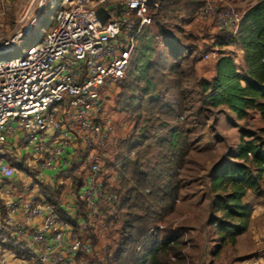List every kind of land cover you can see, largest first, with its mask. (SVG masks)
<instances>
[{
    "label": "built area",
    "instance_id": "1",
    "mask_svg": "<svg viewBox=\"0 0 264 264\" xmlns=\"http://www.w3.org/2000/svg\"><path fill=\"white\" fill-rule=\"evenodd\" d=\"M163 2L39 0L13 32L0 33V57L10 55L44 6L58 10L41 42L0 60V238L37 264H106L118 247L119 145L102 91L124 79ZM194 17L210 20L215 44L240 35L242 16L229 0H202ZM17 155L27 169L12 164ZM41 183L61 190V206L41 195ZM164 227L157 223L148 233Z\"/></svg>",
    "mask_w": 264,
    "mask_h": 264
},
{
    "label": "rangeland",
    "instance_id": "2",
    "mask_svg": "<svg viewBox=\"0 0 264 264\" xmlns=\"http://www.w3.org/2000/svg\"><path fill=\"white\" fill-rule=\"evenodd\" d=\"M36 1L0 0V33L8 35L13 32L25 7H30L29 12L33 13ZM190 1L191 7L183 14L173 12L168 19L154 16L151 23V29L155 31L154 40H148L145 36L139 42L124 79L117 87L104 89L102 97L106 98L111 91L114 92L107 105L114 114L115 142L120 147L118 153L131 160L142 156V170L153 183L148 188L155 192V197L150 198V210L155 212L148 215L154 221L151 226L162 223L167 229L181 228L179 247L170 253V264H264V254L258 257L259 252H264V249L260 251L264 248V188L260 196L250 190L243 198L245 202L252 203L253 208L249 225L240 234L241 238L237 237L234 244L227 240L214 255L219 234L209 223L214 214L215 193L211 189L213 170L224 161L234 160L231 152L236 149L243 132L253 134L264 143V117L258 111H250L248 118L238 119L226 107H209L202 103L200 83L214 74L218 49L230 52L238 65L241 57L236 56V49H239L236 45L215 44L218 32L213 24L194 18V11L202 0ZM229 1L241 16L253 2ZM171 7H175V4ZM57 12V9L44 6L32 23L30 35L17 41L14 52L1 56L0 60L22 57L29 46L41 42L55 28ZM200 28L209 32L199 35ZM144 31L150 33L147 27H144ZM191 42L199 45V53L194 57L193 45L187 46ZM143 45L151 46L148 51H143ZM204 53H210L209 61L202 60ZM154 96L157 101L151 103L150 99ZM122 124L125 131L120 136ZM172 133L177 136L174 146L170 143ZM246 139L250 137L246 136ZM129 147L131 151L128 152ZM10 159L17 163L15 166L18 169L25 166L19 155ZM172 172L177 173L174 178L178 190L177 201L186 202L178 210L176 201L174 210L162 215L159 199L163 196V190L166 191ZM122 185L123 182L115 226L120 223L123 227L128 210L122 206L125 196ZM40 190L41 195L50 201L55 193L59 195L61 192L60 189L52 190L44 183H41ZM192 196L196 197L195 202L188 203ZM195 203L197 206L193 208ZM189 211L193 212L191 217L187 215ZM114 229L112 227L109 236H112ZM16 248L17 251H3L1 248L0 252L13 253L11 257L18 259V264H37L31 259L29 251Z\"/></svg>",
    "mask_w": 264,
    "mask_h": 264
},
{
    "label": "trees",
    "instance_id": "3",
    "mask_svg": "<svg viewBox=\"0 0 264 264\" xmlns=\"http://www.w3.org/2000/svg\"><path fill=\"white\" fill-rule=\"evenodd\" d=\"M173 4L175 7H171ZM191 4L190 0H164L155 15L157 18L168 19L173 12L183 14ZM218 44L236 45L241 52V62L238 65L230 52L218 49L215 75L200 83L202 103L209 107H226L238 119L248 118L250 111H258L264 117V0H253L244 11L240 35L236 41H221ZM150 46L143 45V51H148ZM156 101V96L151 97V103ZM246 136L250 139H246ZM176 141L177 136L172 133L171 145L174 146ZM129 149L128 152L131 147ZM231 156L234 160L220 163L213 170L211 178V189L215 197L212 207L214 214L209 223L214 225L219 234L214 255L218 254L227 240L234 244L237 237L247 229L253 208L252 203L243 200L247 192L251 190L260 196L264 188V143L258 137L243 132ZM20 158L25 165V157ZM142 160V156L131 160L121 153L115 159L118 179H123L120 187L123 182L125 189L122 206L128 211L118 247L112 256L106 257V264H170V253L179 247L180 227L174 230L165 226L156 235L148 233L149 229L156 227V224L151 226L154 221L148 216L155 213L150 210V198L155 197V192L148 189L153 183L142 170ZM12 164L17 163L12 161ZM27 168L25 165L21 169ZM176 174H169L166 191L163 190V196L159 199L162 215L175 208L178 191L174 179ZM140 212H143L142 215ZM12 245V242L0 238L2 250L17 251L16 247L21 248ZM174 256L177 258L176 252Z\"/></svg>",
    "mask_w": 264,
    "mask_h": 264
},
{
    "label": "crops",
    "instance_id": "4",
    "mask_svg": "<svg viewBox=\"0 0 264 264\" xmlns=\"http://www.w3.org/2000/svg\"><path fill=\"white\" fill-rule=\"evenodd\" d=\"M195 18V17H194ZM195 20H197V19H195ZM202 21H204V22H206V23H211L210 22V20H202ZM149 30H150V33L148 32V33H145V31H144V29H143V31H142V33H141V35H140V38H139V42L146 36L147 38H148V40L150 39V38H152L153 40H154V36H153V34H155V31H153L152 29H151V25H149V26H146ZM159 32V31H158ZM158 32H156V33H158ZM201 32H209V30H206V29H204V28H200V30H199V32H198V34L200 35L201 34ZM211 32V31H210ZM213 32V31H212ZM189 34H191V35H193L194 36V34L193 33H189ZM145 35V36H144ZM173 37V36H172ZM159 38V37H158ZM151 40V39H150ZM178 41V40H177ZM138 42V43H139ZM178 44H180L179 42H178ZM189 44H191V45H193V51H192V53H193V55H192V57H194V56H196L199 52H198V48H199V45L198 44H196V43H194V42H191V43H187V46H189ZM165 45V44H164ZM165 47H166V45H165ZM192 47V46H191ZM190 50V49H189ZM226 51V50H225ZM236 56L238 57V58H240L241 57V52L239 51V49H236ZM203 61H209V59L208 60H206V59H202ZM216 60V59H215ZM215 64H216V61H215ZM215 73H216V67H215V69H214V74L212 75V77L215 75ZM212 77H210V78H206V79H204V80H210ZM114 92L113 91H111L110 92V95H112ZM108 96V97H106L105 98V102H106V104L110 101V99H111V96ZM108 106V105H107ZM124 124H122V128H120L119 129V133H120V136L121 135H123V133H124ZM120 147L118 146V149H119ZM54 190H57V189H54ZM249 192H250V190H249ZM195 198L196 197H191V198H189L188 200H187V202L188 203H190V202H192V203H194L195 202ZM51 201L57 206V207H59V206H61L62 205V201H61V195L59 194H57V193H55V195H53L52 197H51ZM184 202H186V201H180V200H178L177 201V205H176V209H181L182 207V205L184 204ZM195 206H197L196 205V203L195 204H193V208H195ZM61 209V208H60ZM62 212H63V209L61 210ZM187 215H188V217H191L192 215H193V212H187ZM239 238H241V235L240 236H238V239ZM1 249V248H0ZM264 248H261L260 249V251L261 250H263ZM3 251H6V250H3ZM263 254H264V252L262 251L261 253L259 252L258 253V257H260L261 255L263 256ZM13 255V253H11V255H9V254H1V252H0V259L1 258H5V260H6V262H7V264H18V262L19 261H17L18 259H13L11 256ZM263 259H264V257H262Z\"/></svg>",
    "mask_w": 264,
    "mask_h": 264
},
{
    "label": "bare ground",
    "instance_id": "5",
    "mask_svg": "<svg viewBox=\"0 0 264 264\" xmlns=\"http://www.w3.org/2000/svg\"><path fill=\"white\" fill-rule=\"evenodd\" d=\"M38 2H39V0L36 1V5L38 4ZM30 5H31V4H30ZM30 5H29V6H30ZM36 5H35V6H36ZM29 8H30V7H29ZM29 8H28V6L25 7V9L23 10L22 15H21L22 17H24V16H25V17H28V16H30V14H32V13L29 12ZM18 26H19V25H18Z\"/></svg>",
    "mask_w": 264,
    "mask_h": 264
},
{
    "label": "water",
    "instance_id": "6",
    "mask_svg": "<svg viewBox=\"0 0 264 264\" xmlns=\"http://www.w3.org/2000/svg\"><path fill=\"white\" fill-rule=\"evenodd\" d=\"M101 13H102V10L99 9V10L97 11V14H98V15H101Z\"/></svg>",
    "mask_w": 264,
    "mask_h": 264
}]
</instances>
